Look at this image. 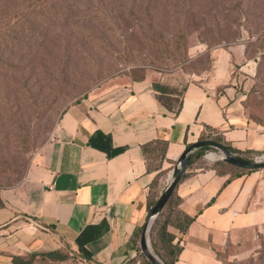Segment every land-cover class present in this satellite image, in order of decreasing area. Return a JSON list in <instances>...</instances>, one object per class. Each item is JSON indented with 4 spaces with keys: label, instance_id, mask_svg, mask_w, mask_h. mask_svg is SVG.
<instances>
[{
    "label": "crops",
    "instance_id": "0c3cea01",
    "mask_svg": "<svg viewBox=\"0 0 264 264\" xmlns=\"http://www.w3.org/2000/svg\"><path fill=\"white\" fill-rule=\"evenodd\" d=\"M226 71L217 60L209 78L190 82L178 115L157 99L156 72L111 81L71 105L25 177L0 191V264L54 250L81 253L91 264H141L135 238L158 173L148 172L145 143H169L163 168L168 161L176 167L188 144L210 131L238 149L264 151V137L240 112L235 89L222 90ZM229 176L197 168L177 186L180 207L196 220L175 264H224L220 251L264 225V169L224 185Z\"/></svg>",
    "mask_w": 264,
    "mask_h": 264
},
{
    "label": "rangeland",
    "instance_id": "374dc122",
    "mask_svg": "<svg viewBox=\"0 0 264 264\" xmlns=\"http://www.w3.org/2000/svg\"><path fill=\"white\" fill-rule=\"evenodd\" d=\"M3 1L0 191L25 177L71 105L148 72L182 88L209 78L218 60L227 66L222 90L235 89L240 112L264 137V0ZM17 38L29 46H13ZM212 152L218 156L208 163L223 160L215 148L206 156ZM219 255L224 264H264V225ZM33 264L66 262L40 257Z\"/></svg>",
    "mask_w": 264,
    "mask_h": 264
},
{
    "label": "trees",
    "instance_id": "16d2710c",
    "mask_svg": "<svg viewBox=\"0 0 264 264\" xmlns=\"http://www.w3.org/2000/svg\"><path fill=\"white\" fill-rule=\"evenodd\" d=\"M40 1V0H38ZM42 1V0H41ZM4 2L0 0V4ZM18 13V12H17ZM22 14V13H21ZM24 14V13H23ZM22 14V15H23ZM4 36L0 34V43H2ZM12 45L19 46L20 49L25 44L29 46L27 42H24L22 38L13 39ZM45 39L42 41L44 43ZM4 42V41H3ZM7 42V41H6ZM37 52V50H36ZM2 61V59H0ZM22 69L18 66L15 67L14 72H20ZM190 84V83H189ZM184 85L182 88H179L176 85L167 82V80H160L154 84V89L156 92L157 99L161 104H163L169 111L173 112L175 115H178L184 104V96L187 91L188 85ZM43 135L38 137L37 140L33 143L30 149L38 147L39 144L43 142ZM211 139L225 145L229 151L235 153L236 155L248 159L254 160L253 156L255 154H264L262 150L256 149H246L241 150L232 145L231 142L226 140L222 133L213 134V131L208 132L207 135L201 137L200 140ZM190 144H188L189 146ZM169 143L167 141L155 140L148 143H145L142 146L143 153L145 155V160L147 163L148 172L158 171L154 179L150 184V192L148 196V210L150 211L158 202L161 195L164 193L168 185H166V180L170 171L175 168L176 163L173 161H168L171 163L170 167L163 168L164 161L166 160L167 150ZM212 150V147H202L196 150L190 157L188 168L185 171L184 175L180 182L186 178L192 176L195 173L197 168H212L219 175L229 174V178L224 185H227L233 179L243 176L244 174L254 172L257 170L244 169L232 165L225 160H217L211 165L205 160L206 153ZM28 157L24 156L22 162H27ZM182 198L178 196L177 188L172 194L171 198L164 206L162 211L159 213L155 219L151 230L150 238L152 248L154 253L165 263V264H175L183 250L182 237L185 235L191 224L196 220V216H191L186 213L181 207ZM4 206V203L0 200V207ZM170 227L176 229L178 233H175L170 230ZM144 226L141 227L137 236L135 238V247L139 250V259L141 264H152L146 256L141 252L140 248V239L142 235ZM181 235V236H179ZM78 253V252H77ZM67 254L62 253L59 250L42 252V253H32L30 255H15L13 256L12 264H33L37 258L49 259L51 261H60L67 262L70 258L77 254ZM219 255V254H218ZM220 257V255H219ZM136 259L130 260L128 264H134Z\"/></svg>",
    "mask_w": 264,
    "mask_h": 264
},
{
    "label": "water",
    "instance_id": "95a60500",
    "mask_svg": "<svg viewBox=\"0 0 264 264\" xmlns=\"http://www.w3.org/2000/svg\"><path fill=\"white\" fill-rule=\"evenodd\" d=\"M212 147L220 152H222L223 156L221 159L225 160L226 162L235 165L237 167H241L244 169H250V170H262L264 169V159L256 158L254 160H248L244 159L235 153L228 150V148L223 145L222 143H219L215 140L206 139V140H199L194 143H191L187 148L184 150L182 155L180 156L178 160L177 166L173 169L171 180L168 184V187L164 191V193L159 198L156 205L149 211L148 219L146 221V224L144 225L141 239H140V248L141 252L146 256V258L152 262V264H165L153 251L151 246V240H150V230L151 227L159 215V213L162 211L164 206L167 204L169 199L171 198L172 194L174 193L175 189L179 185L182 176L184 175L185 171L188 168V163L190 160L191 155L198 149L202 147Z\"/></svg>",
    "mask_w": 264,
    "mask_h": 264
},
{
    "label": "built area",
    "instance_id": "2783aa9c",
    "mask_svg": "<svg viewBox=\"0 0 264 264\" xmlns=\"http://www.w3.org/2000/svg\"><path fill=\"white\" fill-rule=\"evenodd\" d=\"M53 140V138H52ZM66 264H91L90 260L81 253L73 255Z\"/></svg>",
    "mask_w": 264,
    "mask_h": 264
},
{
    "label": "bare ground",
    "instance_id": "6f19581e",
    "mask_svg": "<svg viewBox=\"0 0 264 264\" xmlns=\"http://www.w3.org/2000/svg\"><path fill=\"white\" fill-rule=\"evenodd\" d=\"M208 156H209V158H211V159H215L218 155L216 154V153H210V154H208ZM222 157V156H221Z\"/></svg>",
    "mask_w": 264,
    "mask_h": 264
}]
</instances>
